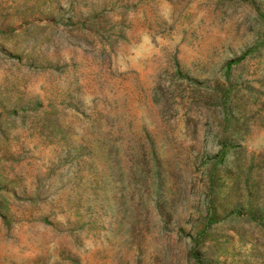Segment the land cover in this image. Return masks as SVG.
Instances as JSON below:
<instances>
[{"label":"rangeland","instance_id":"374dc122","mask_svg":"<svg viewBox=\"0 0 264 264\" xmlns=\"http://www.w3.org/2000/svg\"><path fill=\"white\" fill-rule=\"evenodd\" d=\"M249 198L264 0H0V264H264Z\"/></svg>","mask_w":264,"mask_h":264},{"label":"trees","instance_id":"16d2710c","mask_svg":"<svg viewBox=\"0 0 264 264\" xmlns=\"http://www.w3.org/2000/svg\"><path fill=\"white\" fill-rule=\"evenodd\" d=\"M236 176H237V174H236ZM241 180H242V178H240V177H235L234 176V181H233V186H234V188H238V186L241 184ZM245 185L247 186V190L249 191L250 189H251V186L250 185H248V181H246V183H245ZM256 184H254L252 187H254L255 188V191L256 192H258L259 191V187L258 186H255ZM248 195L249 196H251V194L250 193H248ZM247 206H245L246 207V210L248 211V215L250 216V217H252V218H255L256 217V214H257V210H259V211H261V210H263V212H264V206L262 207V208H259V209H256V207H255V204L253 203V200H251L250 198L247 200ZM244 205V204H243ZM215 209V208H214ZM244 210V208H239V211L241 212V211H243ZM215 211V210H214ZM238 211V210H237ZM238 211V212H239ZM216 214L214 213L213 214V216H215ZM214 219V218H213ZM261 222L262 223H264V219L262 218L261 219Z\"/></svg>","mask_w":264,"mask_h":264}]
</instances>
